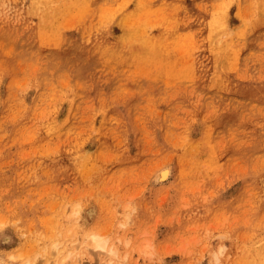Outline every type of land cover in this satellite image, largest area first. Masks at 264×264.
I'll return each mask as SVG.
<instances>
[{
    "label": "rangeland",
    "instance_id": "rangeland-1",
    "mask_svg": "<svg viewBox=\"0 0 264 264\" xmlns=\"http://www.w3.org/2000/svg\"><path fill=\"white\" fill-rule=\"evenodd\" d=\"M13 256L264 264V0H0Z\"/></svg>",
    "mask_w": 264,
    "mask_h": 264
},
{
    "label": "bare ground",
    "instance_id": "bare-ground-1",
    "mask_svg": "<svg viewBox=\"0 0 264 264\" xmlns=\"http://www.w3.org/2000/svg\"><path fill=\"white\" fill-rule=\"evenodd\" d=\"M171 169L168 166L161 168L157 174L158 181H165L170 176ZM90 241L93 243L94 246L106 250L108 252H112L113 249L109 247V240L108 238L103 235L102 233H95L89 237ZM16 256H13V261L11 263L6 264H16ZM4 264V263H3ZM24 264H33L31 261H26ZM78 264V263H77Z\"/></svg>",
    "mask_w": 264,
    "mask_h": 264
}]
</instances>
